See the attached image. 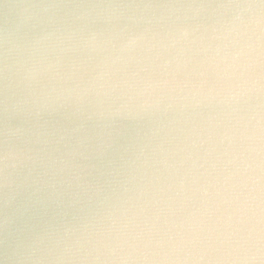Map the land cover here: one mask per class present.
<instances>
[{
	"label": "water",
	"instance_id": "obj_1",
	"mask_svg": "<svg viewBox=\"0 0 264 264\" xmlns=\"http://www.w3.org/2000/svg\"><path fill=\"white\" fill-rule=\"evenodd\" d=\"M0 264H264V0H0Z\"/></svg>",
	"mask_w": 264,
	"mask_h": 264
},
{
	"label": "clouds",
	"instance_id": "obj_2",
	"mask_svg": "<svg viewBox=\"0 0 264 264\" xmlns=\"http://www.w3.org/2000/svg\"><path fill=\"white\" fill-rule=\"evenodd\" d=\"M36 203L43 205V204H44V201H41V200L38 199V200L36 201ZM25 211L27 212L28 209L26 208ZM60 259H63V257H60Z\"/></svg>",
	"mask_w": 264,
	"mask_h": 264
}]
</instances>
